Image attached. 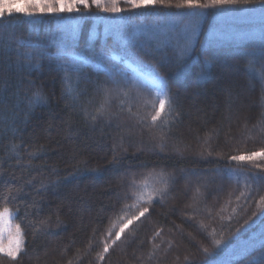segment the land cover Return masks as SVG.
I'll use <instances>...</instances> for the list:
<instances>
[{
    "label": "trees",
    "instance_id": "1",
    "mask_svg": "<svg viewBox=\"0 0 264 264\" xmlns=\"http://www.w3.org/2000/svg\"><path fill=\"white\" fill-rule=\"evenodd\" d=\"M88 2L0 19V207L24 239L0 264H202L203 247L228 264H264V157L230 158L264 150V39L251 35L264 31V4L117 0L126 11L112 13ZM185 24L195 36L178 59ZM162 30L173 40L157 47L149 37ZM73 35L88 62L69 73V92L56 52ZM125 60L167 84L171 104L155 123L159 100ZM37 92L43 101L30 104Z\"/></svg>",
    "mask_w": 264,
    "mask_h": 264
},
{
    "label": "snow or ice",
    "instance_id": "2",
    "mask_svg": "<svg viewBox=\"0 0 264 264\" xmlns=\"http://www.w3.org/2000/svg\"><path fill=\"white\" fill-rule=\"evenodd\" d=\"M124 2L131 6L133 9H138L142 7H147L149 5L155 6L157 4L161 5L165 8H188V9H196V8H209V7H227V6H238L247 4L250 2V0H208L207 3H200V0H178L176 4L172 3V0H124ZM259 3L264 4V0H258ZM92 4L95 5L97 8H102L104 11L112 12V13H119L122 11H126V9H122L117 6V0H112V6L111 7H105L101 0H92ZM80 6H83L85 9L89 8L91 5L89 4L88 0H26V5L24 7H15L13 8L11 5H5L3 7H0V19L4 18L5 14L8 16H11L13 12L16 13H23L28 16H34L38 13L40 14H58L62 12H68L71 13L73 11H79ZM108 31L107 29L105 30ZM182 34L184 37V43H176L174 46L176 50V55L178 59H183L186 55L190 54L192 51V44L193 39L195 36V29L191 27L188 24H185V26L182 29ZM117 40L124 39L121 37H117ZM149 39H153L157 41V47H163L170 44L173 40V37L169 35L165 31H161L159 34H153L149 37ZM29 47H34L32 45H29ZM78 42L73 35L70 39L69 44H63L57 47L56 52V58L58 60V65L65 71V83L67 86V89L69 92H71V84L69 81L71 80V76L69 73L71 72H78L81 68V66L84 63H87V58L85 55L78 51ZM104 53H100V55H103ZM109 57L111 60H121L123 59L120 56L112 54V50L108 51ZM27 55L31 56V53H28ZM42 55V53H41ZM261 55H264V51L261 52ZM128 62L125 60V64ZM250 70L253 69L255 65V60L249 61ZM99 67V65H97ZM262 68H264V65H262ZM152 71L154 75V80L157 82L158 85V91L155 93V99L159 100V107H156L155 101H153V109L155 111V115L151 116V120L153 123H155L158 118L161 117V113L165 110L166 105L170 106L171 104V98L168 96L167 92V84L162 76L158 72L155 71L154 66H152ZM259 78L261 80H264V72L259 73ZM127 95V93H125ZM161 97H167V99H163ZM43 97L39 92L35 93L33 96V99L30 101V104H38L43 101ZM95 119V117H93ZM254 157H264V150H261L260 152H253L249 155H237L230 157L232 160L236 161H244V160H251ZM11 188L5 190V201L11 194ZM151 197H149V200ZM261 201L264 202V197H261ZM148 211L147 208H144L140 215L143 216L144 213ZM264 214V213H262ZM13 215H15L8 207H0V228H3V225L5 224V216H8L11 218ZM256 213H253V216H255ZM134 219H138V217H134ZM132 223V220H129L126 224H124L119 232L116 233V240L120 239V234L124 232L125 228L128 227L129 224ZM248 221H245V224H247ZM243 227V226H241ZM240 231V229H237V232ZM232 235H235L233 233ZM14 240V246L8 247L7 249L0 248V252H6L7 256L11 259H16L19 253L22 250V231L17 225L16 227V233L13 237ZM115 241H113L114 243ZM214 245L216 247H219L224 243V241L220 239H216L213 241ZM109 248L108 244L104 245V251L107 252ZM203 253L204 258L202 261V264H228V261L226 259H216L214 251L210 250L208 247H203ZM103 259V256L100 257Z\"/></svg>",
    "mask_w": 264,
    "mask_h": 264
},
{
    "label": "rangeland",
    "instance_id": "3",
    "mask_svg": "<svg viewBox=\"0 0 264 264\" xmlns=\"http://www.w3.org/2000/svg\"><path fill=\"white\" fill-rule=\"evenodd\" d=\"M5 5H11L13 8L17 6L24 7L26 5V0H0V7H3ZM107 5L111 7L112 2H107ZM251 35H255V37L264 39V31H259L256 29L253 32H251ZM244 37L247 38L248 36L244 35ZM126 66L128 68L127 69L128 72L135 80L151 88L155 93L159 90L157 82L154 80V75L141 70L139 67L133 65L130 62H128ZM141 199H145L144 195L141 197ZM16 227L17 225L14 222V215L11 218L5 216V224L3 225V228H0V248L7 249L8 247L14 246L13 237L15 236L16 233ZM23 243H24V239H23ZM23 243H22V247H23ZM2 253H6V252H2Z\"/></svg>",
    "mask_w": 264,
    "mask_h": 264
}]
</instances>
